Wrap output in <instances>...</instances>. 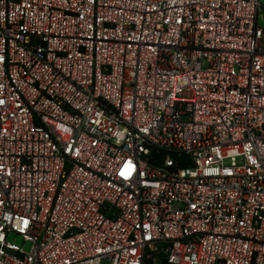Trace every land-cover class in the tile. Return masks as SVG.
Masks as SVG:
<instances>
[{
	"label": "built area",
	"instance_id": "built-area-1",
	"mask_svg": "<svg viewBox=\"0 0 264 264\" xmlns=\"http://www.w3.org/2000/svg\"><path fill=\"white\" fill-rule=\"evenodd\" d=\"M0 264H264V5L0 0Z\"/></svg>",
	"mask_w": 264,
	"mask_h": 264
},
{
	"label": "rangeland",
	"instance_id": "rangeland-1",
	"mask_svg": "<svg viewBox=\"0 0 264 264\" xmlns=\"http://www.w3.org/2000/svg\"><path fill=\"white\" fill-rule=\"evenodd\" d=\"M262 5H264V0H259ZM262 20V14L259 16V21L261 22ZM7 241L14 243L18 245L24 253H28L31 248V242L27 240H23L22 236L20 235H15L13 233H10L7 237Z\"/></svg>",
	"mask_w": 264,
	"mask_h": 264
}]
</instances>
